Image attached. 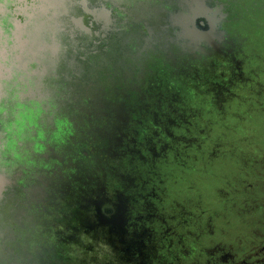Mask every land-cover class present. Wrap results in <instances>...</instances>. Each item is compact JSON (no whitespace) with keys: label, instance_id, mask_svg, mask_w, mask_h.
<instances>
[{"label":"flooded vegetation","instance_id":"1","mask_svg":"<svg viewBox=\"0 0 264 264\" xmlns=\"http://www.w3.org/2000/svg\"><path fill=\"white\" fill-rule=\"evenodd\" d=\"M262 118L264 0H0V264H264Z\"/></svg>","mask_w":264,"mask_h":264},{"label":"rangeland","instance_id":"2","mask_svg":"<svg viewBox=\"0 0 264 264\" xmlns=\"http://www.w3.org/2000/svg\"><path fill=\"white\" fill-rule=\"evenodd\" d=\"M263 119V118H262ZM264 122V119L262 121V124ZM173 170H175L173 168ZM195 178H197L196 175H190L188 176V180L185 182V181H179L178 185L176 186L174 184V181L173 180H170L168 182L169 184V188H170V193H171V197L174 198L176 194H183L184 192V188H185V184L189 183L192 179L194 180ZM197 185L198 187L200 188L201 186V183L200 182H197ZM181 192V193H179ZM203 201L202 199H199L198 201H194V200H191L189 201V208L190 210H193L197 213V216H198V219H201V216H202V213L200 212L202 208V205H203ZM212 213L213 215L217 216L216 220H215V224L217 226V228H221V230L224 231V233L228 236V237H233L234 235L232 234L233 233V230H230L228 229V224L227 221H235V218L234 216H232V214H228L224 207L220 204H218L217 202L214 203L213 207H212ZM199 223L201 221H198ZM215 228V227H214ZM252 229L255 230V232H261V233H264V228L263 226H253ZM92 245H95L97 247V244H95L93 241H91ZM99 246V245H98ZM260 247V246H259ZM214 247H210L209 248V252L208 253H211V250L213 249ZM146 253L145 255L148 257L147 258H141L139 259L138 261H134V263H138V264H155L156 262L154 261V258H156V254L153 252L152 249H149L147 248L146 250ZM103 251L99 250L96 254V262H94V264H104L105 262H107L108 260H105V258L108 256V254H105V253H102ZM214 252V251H213ZM224 252H228V251H222L221 252V255H224ZM119 256V254H116L115 252L113 253L112 252V258H113V262L115 261L114 259H117V257ZM130 258V257H129ZM123 264H131V263H126V262H123ZM183 264H188L186 261H183Z\"/></svg>","mask_w":264,"mask_h":264},{"label":"water","instance_id":"3","mask_svg":"<svg viewBox=\"0 0 264 264\" xmlns=\"http://www.w3.org/2000/svg\"><path fill=\"white\" fill-rule=\"evenodd\" d=\"M2 190L0 189V192H1Z\"/></svg>","mask_w":264,"mask_h":264}]
</instances>
